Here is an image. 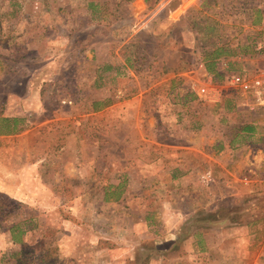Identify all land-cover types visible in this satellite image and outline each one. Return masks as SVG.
Instances as JSON below:
<instances>
[{"label":"rangeland","instance_id":"374dc122","mask_svg":"<svg viewBox=\"0 0 264 264\" xmlns=\"http://www.w3.org/2000/svg\"><path fill=\"white\" fill-rule=\"evenodd\" d=\"M258 2L0 0V264H264Z\"/></svg>","mask_w":264,"mask_h":264},{"label":"built area","instance_id":"2783aa9c","mask_svg":"<svg viewBox=\"0 0 264 264\" xmlns=\"http://www.w3.org/2000/svg\"><path fill=\"white\" fill-rule=\"evenodd\" d=\"M256 8L262 15L263 27V36L255 43L257 62L251 60L252 56L236 53L219 59L215 66L223 78L220 88L222 96L219 97L224 102L229 101L230 93H235L248 106L264 110V0H259Z\"/></svg>","mask_w":264,"mask_h":264},{"label":"crops","instance_id":"0c3cea01","mask_svg":"<svg viewBox=\"0 0 264 264\" xmlns=\"http://www.w3.org/2000/svg\"><path fill=\"white\" fill-rule=\"evenodd\" d=\"M200 1L201 0H182V4H180L175 10H172L170 12L172 14L171 16H169L170 18L167 17L168 25L171 26L180 24L182 18L188 13V11L199 4Z\"/></svg>","mask_w":264,"mask_h":264},{"label":"trees","instance_id":"16d2710c","mask_svg":"<svg viewBox=\"0 0 264 264\" xmlns=\"http://www.w3.org/2000/svg\"><path fill=\"white\" fill-rule=\"evenodd\" d=\"M230 54L231 52H229V51H224L222 48H218V49H216L215 51H213L212 53H210L207 57L209 58V59H215V58H218L220 55H222V54ZM206 67H207V70L209 71V72H213L214 71V68H215V64H214V62H211L210 64H208V65H206ZM95 106H97V105H95ZM263 110V109H262ZM22 119H13L12 121L15 123L14 124V127H13V129L12 130H8V133H16V132H20V131H22L23 129H24V127H20V128H18L17 126H16V124L18 123V122H20ZM254 129L252 128V127H247L246 129H245V131H247V132H252ZM16 204V202H11V206H14ZM12 229L13 228H15V229H17L18 227L16 226H13V227H11ZM10 228V229H11Z\"/></svg>","mask_w":264,"mask_h":264}]
</instances>
